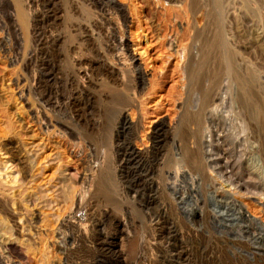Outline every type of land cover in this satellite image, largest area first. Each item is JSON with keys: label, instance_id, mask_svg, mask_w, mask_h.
<instances>
[{"label": "rangeland", "instance_id": "1", "mask_svg": "<svg viewBox=\"0 0 264 264\" xmlns=\"http://www.w3.org/2000/svg\"><path fill=\"white\" fill-rule=\"evenodd\" d=\"M186 2L0 0V264H264V208L246 197L264 193V10L215 5L259 75L246 136L260 152L240 164L238 117L201 142L225 34ZM215 35L218 50L200 46ZM109 37L137 65L123 70ZM77 195L87 214L64 226Z\"/></svg>", "mask_w": 264, "mask_h": 264}, {"label": "bare ground", "instance_id": "2", "mask_svg": "<svg viewBox=\"0 0 264 264\" xmlns=\"http://www.w3.org/2000/svg\"><path fill=\"white\" fill-rule=\"evenodd\" d=\"M222 1H220V0H206V1L205 0H187V2L185 4V9H186L185 12H186V14H188L192 17V19H193V21H195V23H197L198 20H202V21H204V27H207L211 24L216 25L217 29L224 31V34H225L226 30H224L225 29L224 28L225 23L223 22L224 20L219 19V18H221L220 17L221 15L217 17V15H218L217 10L219 9V7H218V9H216V7H215L216 4L218 6V3H221ZM227 1L225 0L226 3H227ZM241 2L245 3L246 10H249V11L251 10L252 12L255 13V15H258L257 13H261V12H259L260 9L264 10V0H241ZM251 2H253V3L255 2L258 6V9H254L253 7L251 8V5H250ZM226 3H224V6ZM253 3H251V4H253ZM220 6H222V5H220ZM224 9H226V12H227V8L224 7ZM121 13H124L123 9L121 10ZM220 13H221V11H220ZM263 15H264V13H263ZM263 15L260 14L259 16L263 17ZM223 16H222V18L225 17V16L224 17ZM217 32H218V30H217ZM109 39L112 40L113 47L115 48L116 52H118L117 56L119 58V64H120V67H122V69H123V67L128 69V68H131V67H134L135 65H137L136 64L137 63L136 57L132 54L131 47H130L129 43L127 42V40L125 39V37H121L120 39L118 38V40L116 39V37H109ZM215 39H216V35L213 38H209V37L202 38L200 41V46H202L203 49H208L209 51L218 50L217 49L218 43L216 42ZM221 40H222V42H221ZM221 40H220V43H221L220 45H222V48H220V49H223V51L225 53L224 57H226L227 67L225 66L226 70L224 69L225 71L223 72V74H219L217 77L215 76V78L213 79V82H209L207 98L205 101V105H206V108H205L206 121L205 122L207 125L204 129V134L202 135L204 137L203 138L201 137L202 138L201 142L204 146H208V147H209V145L212 146L211 144L213 142H212L211 128L213 126H215V124H220L221 122L223 123V128H222L223 131L227 130V132H225V131L224 132L228 134V137H230V135L233 133V128H234L233 122H235L236 118L238 117L240 119V123H241L240 125L242 128V131L240 134L239 133L236 134V131H235L232 134V137L234 138L233 141H235V144L238 145V147H235V153L238 154V156H239L237 163L241 164V161L244 160V158H246V155L248 152L249 153H253V152L256 153L259 151L258 145L254 144V143H250L247 140V136H246L247 131H248V125L251 123L252 120H256L258 118V112L256 111V109L252 105V103H251L252 99L251 98L253 95H256L254 88L256 86L255 84H257V80H258L259 75L256 74L257 72L254 73L251 71L250 72L245 71L242 67L244 64L243 65L237 64V62L235 61V54H234V52L230 46V43H229L230 40L228 41L226 34L224 35L223 39L221 38ZM171 41H173V40H171ZM18 43H19V41H18ZM132 43H133V41H132ZM177 44H178L177 41H173L170 45L175 47V45H177ZM18 46H19V44H18ZM191 48L195 49L196 45H194ZM184 50L186 51V49H184ZM189 50H190V48H188V51ZM114 53H115V51H114ZM123 70H121V71H123ZM187 76H188V74H187ZM203 101H204V99H203ZM255 103H256V101H255ZM54 107H55V105H54ZM227 108H228V110H226ZM125 120L128 121L129 120L128 117H125ZM223 131L221 132V134H219L220 132H218V134L216 135L217 140H215L214 144H216V142L218 144H221L223 142V135H225L223 133ZM194 143H195V141H194ZM199 144H201V143H199ZM195 145H196V143H195ZM74 146H75V144H74ZM196 149H197V147H196ZM194 158L196 160L198 157L197 158L194 157ZM222 159H224V158H222ZM219 160H221V159H219ZM226 162H228V161H226ZM220 165H222V164H220ZM228 165L229 164H227V167H228ZM239 168L242 169L241 166H239ZM263 173H264V171H263ZM89 181H91V180H89ZM89 184H91V183H89ZM91 187H92V185H91ZM246 189H248V188H245V190ZM240 192H241V187L237 186L236 192L234 194L238 195V194H240ZM246 192H249V191L246 190ZM249 193H252V192H249ZM252 194H254V197H248V196H246V197L249 199L252 198L253 200H255V203L257 206H262V208H264V193L257 191L256 193H252ZM80 196L76 197V199L74 198L75 199L74 204L72 203V205H73L72 206L73 207L72 215H71V217L69 215V217H70L69 220H67V218H66V219H64L65 222H63L61 224L64 225V223H67L68 226L73 227L75 225V219L77 220V218L81 217V215L84 213V212L81 213V210H82L81 208H82V203H83L82 200L83 199H81L82 196L81 197ZM83 196H84V194H83ZM5 205L8 206L7 203H5ZM235 206H239L240 209H243L244 214L246 216H248L249 218L252 217L251 214H249V212L247 210L245 211V208H243L242 204L236 202ZM84 214H87V213H84ZM75 228H73V229H75ZM64 229H66V228H64ZM70 236H71V238L73 237L72 235H70ZM80 238H83V240L85 239L84 236L80 237ZM65 239H67V238H65ZM76 241H78V237H77ZM72 242H73V240H72ZM75 242H73V245ZM85 242H87V241L85 240ZM83 244H84V242H83Z\"/></svg>", "mask_w": 264, "mask_h": 264}]
</instances>
